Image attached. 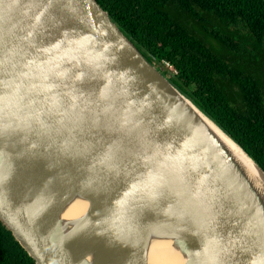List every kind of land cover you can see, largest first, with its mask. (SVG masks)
<instances>
[{"label": "water", "instance_id": "obj_1", "mask_svg": "<svg viewBox=\"0 0 264 264\" xmlns=\"http://www.w3.org/2000/svg\"><path fill=\"white\" fill-rule=\"evenodd\" d=\"M0 221L34 264H264V171L95 0H0Z\"/></svg>", "mask_w": 264, "mask_h": 264}, {"label": "trees", "instance_id": "obj_2", "mask_svg": "<svg viewBox=\"0 0 264 264\" xmlns=\"http://www.w3.org/2000/svg\"><path fill=\"white\" fill-rule=\"evenodd\" d=\"M95 2L186 99L264 171V75L259 72V66L264 72V0ZM203 15L216 20L218 27L208 31L200 24ZM239 27L246 33L239 35ZM204 34L216 43H206ZM234 37L249 39L251 49L235 44ZM251 58L255 65L247 64ZM162 61L175 76L160 70ZM0 264H34L1 221Z\"/></svg>", "mask_w": 264, "mask_h": 264}, {"label": "bare ground", "instance_id": "obj_3", "mask_svg": "<svg viewBox=\"0 0 264 264\" xmlns=\"http://www.w3.org/2000/svg\"><path fill=\"white\" fill-rule=\"evenodd\" d=\"M224 137V136H223ZM226 142L232 147V150L238 157L242 160V162L246 165L248 170L251 172V174L255 177H259L257 171L254 169V167L251 165V163L242 155V153L228 140L224 137ZM149 259L151 262L156 264H182L181 260L173 254L170 250H168L166 247L162 246H154L151 250Z\"/></svg>", "mask_w": 264, "mask_h": 264}, {"label": "rangeland", "instance_id": "obj_4", "mask_svg": "<svg viewBox=\"0 0 264 264\" xmlns=\"http://www.w3.org/2000/svg\"><path fill=\"white\" fill-rule=\"evenodd\" d=\"M202 18H203V22H200V24H201L203 27H205L208 31H209L210 29H212L213 27H214V29H216V28L218 27V25L216 24V23H217L216 20H213L212 17H208L207 15H203ZM219 26H220V25H219ZM229 29H231V30L233 31V29H232L231 27H229ZM238 33H239V35H243V34L246 33V31H245V29L239 27ZM205 35H206V34L201 35V38L204 39V36H205ZM227 35L230 37L229 34H227ZM204 40H205L206 43H208V42L216 43V42L213 40L212 37L206 38V39H204ZM232 41H233L235 44H241V43H243V47H244L246 50H250V49H251V46H250V44H249V39H247V38H245L244 40H242V39L240 40V39L234 37V38L232 39ZM256 63H257V62L254 60V58H251V60L249 59V61H247V64L250 65V66L255 65ZM244 64H245V63H244ZM259 72H260V74H263V75H264V72H263L262 68H260V66H259Z\"/></svg>", "mask_w": 264, "mask_h": 264}, {"label": "built area", "instance_id": "obj_5", "mask_svg": "<svg viewBox=\"0 0 264 264\" xmlns=\"http://www.w3.org/2000/svg\"><path fill=\"white\" fill-rule=\"evenodd\" d=\"M159 68L161 71H164L165 73H167V75L169 77H172V76H175L176 75V71L173 70V68L171 67L170 64H168L167 62L165 61H162L160 64H159Z\"/></svg>", "mask_w": 264, "mask_h": 264}]
</instances>
